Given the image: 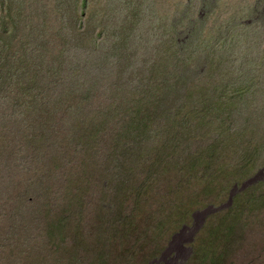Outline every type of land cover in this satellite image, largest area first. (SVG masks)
<instances>
[{"label": "rangeland", "instance_id": "1", "mask_svg": "<svg viewBox=\"0 0 264 264\" xmlns=\"http://www.w3.org/2000/svg\"><path fill=\"white\" fill-rule=\"evenodd\" d=\"M43 6L40 12L46 11L47 5ZM76 6L74 9L72 2L68 4L67 17L76 15L86 20L95 9L102 15L103 22H97L95 28L100 37L96 46L86 44L85 38L78 51L73 50L71 55L75 57L70 59L73 64L65 68L68 77L65 83H59L60 87L56 81L58 73L53 70L56 63L48 61L52 68L46 78L52 85L48 95L53 99L68 97L70 93L74 97L81 95L83 107L79 112L87 113L84 119L90 123V118L108 105L104 95L108 93L105 91L108 72L119 64L121 84L155 76V82H143L154 87L148 97L154 98L156 93L158 99L165 96L164 106L174 108L173 114L183 105L180 97L185 96L188 84L205 79L210 61L219 57L225 86L230 85L236 97V105L231 107L232 129L239 132L243 145L262 144L264 148V0H88L86 8L78 2ZM53 7L52 4L49 8L48 18ZM126 19L134 23L125 22ZM52 24L57 26L55 20L49 25ZM161 52L167 57L158 62ZM155 63L159 71L154 69L153 76L145 67ZM87 67L93 71L86 74ZM76 68H79L77 75ZM98 75L101 85L92 78ZM82 77L98 87L89 96ZM74 107L77 109L76 102ZM64 108L65 105L54 109L50 122L67 118L63 115ZM182 108L184 113L186 105ZM45 116H41L34 129L44 123ZM44 126L43 130L50 134H43L52 138L53 125ZM121 127L122 121L117 128L102 131L97 151L88 148L90 143L75 147L73 140H69L73 149L60 139L38 143L39 136L34 137L38 142L16 139L0 150V264H28L26 257L30 254H39V260L44 256V264H64L59 262L60 243L66 232L50 235L53 224L49 223L58 219L80 227L88 244L86 254L90 259L95 257L98 250L95 237L100 228L110 229L104 221L119 209L118 185L126 174L143 169L146 158L140 153L149 146L124 137ZM56 133L71 136L70 131ZM112 153L115 159L111 160ZM123 157L128 164L117 173L115 166ZM245 191H252L251 201L237 205L234 196ZM231 207L239 214L225 225V232L230 235L225 236L222 264H264V152L258 166L231 186L224 203L201 207L191 219L187 217L189 223L181 222L175 230H168L160 252L148 264H186L193 255L197 235L209 227L221 210ZM166 214L164 211L158 216V221L166 218ZM170 221L167 229L176 220ZM70 239L68 236L69 243ZM65 244L68 246L66 239Z\"/></svg>", "mask_w": 264, "mask_h": 264}, {"label": "trees", "instance_id": "2", "mask_svg": "<svg viewBox=\"0 0 264 264\" xmlns=\"http://www.w3.org/2000/svg\"><path fill=\"white\" fill-rule=\"evenodd\" d=\"M71 2L74 9L77 2L86 8L88 0H0V150L16 139H31L38 143L60 139L70 149L73 147L69 140H73L75 147L90 143L92 145L89 144L88 148L97 151L100 133L109 132L113 126L117 128L122 121L121 134L124 137L149 146L146 152L140 153L146 158L143 169L126 174L118 185L121 194L119 209L104 221L110 229L100 228L95 237L97 254L93 259L89 258L85 234L79 226L75 228L66 224L65 219L49 223L53 224L50 235L66 232L60 243V249L64 251L61 250L59 262L64 264H148L160 252L168 230L173 231L181 222H188L187 217L191 219L193 212L201 207L224 203L231 186L258 166L264 148L262 144L243 145L239 132L232 129L231 107H235L236 97L232 95L230 85L225 86L219 57L210 61L205 79L188 84L185 96L180 97L181 104L186 105L184 113L181 105L172 114L174 108L164 106L165 96L158 99L159 93L154 98L148 97L154 87L143 82H155L153 70L159 71L156 63L145 67L154 76L150 75L145 81L133 79L121 84V76H118L122 73V66L119 64L108 72L109 81L105 86L108 93L104 92L108 105H103L88 124L84 119L87 113L79 112L83 107L81 95L74 97L66 93L68 97L53 99L51 94L48 95L52 90L51 82L46 79L52 69L48 61L56 63L53 70L58 73L56 81L60 87L59 83H65L68 77L65 68L75 57L71 55L73 50L78 51L85 38H88L86 44L96 46L100 35L95 33V28L97 22H103L97 9L86 20L76 15L67 17ZM43 4L47 9L40 12ZM52 4L54 7L48 18ZM52 20L57 26L49 25ZM125 22L134 23L127 19ZM166 57L161 52L158 62ZM58 59L59 63L56 62ZM78 70L76 68V75ZM92 71L90 67L86 68V74ZM82 78L89 96L98 87L95 82ZM92 78L100 84L99 75ZM64 105L63 115L70 123L66 117L50 122L53 110ZM44 114H47L46 120L34 129ZM48 123L53 125L52 138L49 135V139L47 133L43 134H50L47 129L43 130L44 124ZM59 130L70 131L71 136L56 133ZM37 136L38 141L34 138ZM43 145L39 144V147ZM113 155L111 160L115 159ZM127 164L123 157L115 166L117 173ZM184 193L187 195L182 199ZM251 193H237L234 196L236 204L251 201ZM164 211L166 218L158 221ZM238 214V210L232 207L221 210L217 218L209 222V227L195 238L193 255L186 264H222L225 236L230 235L225 232V225ZM172 219L176 221H172L167 229L166 225ZM68 236H71L70 243ZM69 250L73 251L71 255ZM37 256L28 255V264L46 263L44 256L43 262Z\"/></svg>", "mask_w": 264, "mask_h": 264}]
</instances>
